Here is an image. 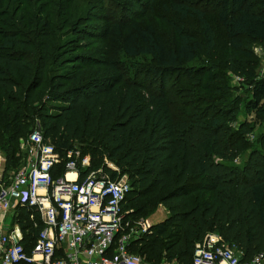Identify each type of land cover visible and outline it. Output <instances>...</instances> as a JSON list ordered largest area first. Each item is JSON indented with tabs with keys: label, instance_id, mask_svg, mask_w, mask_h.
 <instances>
[{
	"label": "trees",
	"instance_id": "16d2710c",
	"mask_svg": "<svg viewBox=\"0 0 264 264\" xmlns=\"http://www.w3.org/2000/svg\"><path fill=\"white\" fill-rule=\"evenodd\" d=\"M102 1L109 9L132 10L102 28L103 35L113 34L127 57L149 56L151 63L129 65L115 54L65 61L45 7L51 0L0 4V109L10 117L0 123V147L1 134L11 131L6 141L16 151L17 139L36 119L59 157L53 176L70 150L88 156L78 179L97 169L109 178L124 174L130 188L123 206L132 219L157 205L167 211L129 243L149 263L190 264L209 233L233 247L240 262L264 253V126L251 140L253 122L230 125L241 101L244 116H264V79L256 76L254 53L264 44V0L171 1L170 9L180 18L192 16L197 27L196 36L176 28L174 49L134 16L151 0L144 6L139 0ZM13 2L33 14L27 32L14 24ZM208 14L222 29L224 56L212 54L216 40ZM191 62L197 64L183 65ZM226 71L246 86L248 98L233 94ZM168 77L186 100L175 113Z\"/></svg>",
	"mask_w": 264,
	"mask_h": 264
},
{
	"label": "built area",
	"instance_id": "2783aa9c",
	"mask_svg": "<svg viewBox=\"0 0 264 264\" xmlns=\"http://www.w3.org/2000/svg\"><path fill=\"white\" fill-rule=\"evenodd\" d=\"M260 47L257 77L264 79V44ZM26 144L17 167L0 175V264H155L128 248L150 223L132 219L124 208L130 188L124 174L109 178L97 169L78 179L88 158L70 150L62 172L53 176L59 157L36 119ZM22 210L27 217L19 215ZM190 264H264V253L240 262L233 247L209 233L196 245Z\"/></svg>",
	"mask_w": 264,
	"mask_h": 264
},
{
	"label": "rangeland",
	"instance_id": "374dc122",
	"mask_svg": "<svg viewBox=\"0 0 264 264\" xmlns=\"http://www.w3.org/2000/svg\"><path fill=\"white\" fill-rule=\"evenodd\" d=\"M11 2V0H9ZM39 5H42L46 0H38ZM123 1V0H120ZM147 0H139V2L144 6V3ZM179 2L186 4L191 2V0H151L150 3H146V8L136 10L134 16L139 19L141 25L149 24L156 32L159 34L162 42L167 48L174 49L178 43V36L176 28H180L183 33L189 36L197 35V27L195 19L191 17L180 18L175 12L170 9V2ZM8 0H0L1 6L5 5ZM125 2V1H124ZM16 2L11 4L12 14L14 15V24L16 28L20 30L28 31L34 25L33 14L27 15L28 10L23 6H15ZM121 2L120 4H122ZM188 4V3H187ZM191 4V3H190ZM189 4V5H190ZM104 5H106L102 0H51L50 3L45 7L51 12L52 21L55 22L56 29L55 35L57 36L56 42L59 43V47L63 48L59 51V55L64 53L62 58L67 57L65 61L72 60L74 55H86L93 58H103L109 55H116L118 59L128 62L129 65L137 64L139 66H146L150 62L149 56L138 55L135 57H127L123 54L122 51L118 50V44L115 40L113 34L103 35L102 28L106 25H112L113 22L122 18L131 12L132 10L127 7L126 11L123 12L120 8H107L111 6L106 5V10H103ZM127 5V4H125ZM10 8V4L8 6ZM66 8V12L63 9ZM143 10V11H142ZM19 15L22 18L19 19ZM54 15H57L58 19L54 18ZM28 17V18H27ZM127 17V16H126ZM209 21L215 32L216 46L212 54L214 56H224L227 52L226 44L222 39V29L215 20L214 14H208ZM31 21V23H30ZM78 23V24H77ZM261 46V45H260ZM254 51L258 58L256 76H259V69L262 66V53L261 47ZM84 53V54H83ZM202 58L199 57V61ZM197 64V62L184 63L183 65ZM227 81L231 87L236 88L234 95H240L243 98H248L249 93H246L244 85L239 84L240 79H238L233 73L226 71ZM258 78V77H257ZM174 77H168L167 87L173 92L170 94L171 108L173 113L178 111L181 106L182 101H186L180 95V90L176 86H169L170 80H173ZM241 87V88H240ZM243 101L239 102V109L236 114V119L233 120L230 125L236 126L238 122L243 121L245 118L249 122H253L254 127L252 130L251 140L253 139L254 134L258 130H262L264 126V116L258 118L254 115L253 112L244 116L243 111ZM10 117L3 110L0 109V123L3 125L5 122H8ZM28 131V130H27ZM24 133L17 139V148L16 151L10 143L6 141L7 135H11V131H6L1 134V147H0V161L2 163V168H0V175H7L12 169L17 167L18 158L20 154L25 153L28 149L26 144V133ZM14 152V153H13ZM13 153V154H12ZM79 156H87V154H80ZM88 158V156H87ZM17 159V160H16ZM166 215V209L162 205H157L146 217L151 221L157 222L161 220ZM150 221V222H151Z\"/></svg>",
	"mask_w": 264,
	"mask_h": 264
},
{
	"label": "crops",
	"instance_id": "0c3cea01",
	"mask_svg": "<svg viewBox=\"0 0 264 264\" xmlns=\"http://www.w3.org/2000/svg\"><path fill=\"white\" fill-rule=\"evenodd\" d=\"M2 163H1V161H0V168H2ZM69 177H72V176H69ZM167 212V211H166ZM150 224H152V223H154V221H151V220H147ZM151 221V222H150ZM155 264H175V262H165V261H163V262H160V263H155Z\"/></svg>",
	"mask_w": 264,
	"mask_h": 264
},
{
	"label": "bare ground",
	"instance_id": "6f19581e",
	"mask_svg": "<svg viewBox=\"0 0 264 264\" xmlns=\"http://www.w3.org/2000/svg\"><path fill=\"white\" fill-rule=\"evenodd\" d=\"M67 176H68V177H69V176H72V177H73V174H72V173H68Z\"/></svg>",
	"mask_w": 264,
	"mask_h": 264
}]
</instances>
